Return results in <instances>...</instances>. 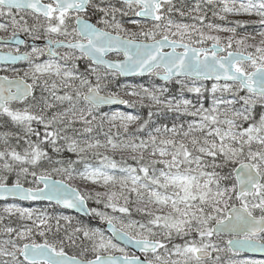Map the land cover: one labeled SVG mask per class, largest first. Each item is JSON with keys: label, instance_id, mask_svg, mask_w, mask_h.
<instances>
[{"label": "trees", "instance_id": "16d2710c", "mask_svg": "<svg viewBox=\"0 0 264 264\" xmlns=\"http://www.w3.org/2000/svg\"><path fill=\"white\" fill-rule=\"evenodd\" d=\"M173 1L175 6L170 14L171 18L176 23H192L194 18H184L178 14L183 12V8L184 12L190 10L189 6L184 5L185 0ZM129 5L131 4L115 1L103 4V7L111 11L124 12V22H129L137 19L135 14L140 9L138 5L133 4L132 10ZM218 5L223 6L204 14L205 22L212 26L205 28L206 25L202 22L204 19L198 20L200 26H193L199 27L200 30L190 27L184 32L174 30L169 24L166 29H171L173 32L167 35L183 43H192L194 37L201 36V39H208L212 43L219 44L227 52L247 54L254 59L264 56V0H250V2L222 0ZM9 12L11 14L19 12L26 16V19L19 20L21 22L16 27L13 26V29L17 30L19 27L20 30H24L28 38L35 37L38 40L59 38L62 41H68L71 37L69 33H56L47 29V23L53 19L46 20L42 16L23 11L10 10ZM129 14L131 17L128 16ZM139 24L155 27L157 22H139ZM141 26L138 30L121 29L119 32L127 36L131 34L133 38H137L142 32ZM211 27L214 29L211 30ZM207 29L213 32H207ZM70 30L71 33L75 31L74 28ZM202 32H204L203 36ZM71 52L78 56L77 52ZM80 64L85 71L79 70L78 75L83 73L80 76L88 78L89 74L90 78L87 81L101 83L95 88L102 87L105 94L126 99L129 102L128 106L117 109H95L82 101L79 106L74 105L69 109H63L61 115L71 126L67 133L80 134L88 144L87 147H90L84 151V154H79L80 151L76 152L78 156L68 152H57L59 130L44 126L40 121L31 122L32 125L25 138L14 140L20 141L19 149L13 146V140L9 144L3 136V132L9 130L17 134V129L11 126L0 129L2 167L7 163L9 165L14 163V170L17 172L21 168L17 167L18 163L30 164L15 159V156L27 155L24 150L32 151L30 155L36 156L40 165L42 162L47 165L46 163H54L61 159L75 158L80 159V165L85 164L102 169L115 167L112 171L118 173L131 170L134 172L130 173L134 175H143L142 172L146 170L151 176L154 175L155 180L162 171L184 173L189 171L187 170L189 167H195L206 172L205 181L213 187L212 191L222 193L229 188L232 192L231 205L238 202L234 172L239 164L249 161L250 148L242 133L251 127L257 128L261 123L264 117V108L260 106V103L264 102L263 97L244 91L238 84H220V88L214 92L213 87L216 84L214 82L177 79L166 84L157 79L154 74L147 78L122 79L104 68L98 70L105 75V78L97 79L88 71L92 66L91 63L89 64L83 58ZM27 81L30 82V80ZM77 82L73 79L67 80V84L73 86H76ZM37 92L38 90L34 92L33 97H38ZM226 133H230L231 137L223 141L222 137ZM98 146L99 149L93 150V147ZM251 146L256 148L254 144ZM32 156H28L29 159ZM192 160L197 162L194 161V164L189 162ZM178 164H181L180 169L176 168ZM79 167L76 169L78 172L81 170ZM43 174L55 179L62 178L63 181L77 188L88 201L92 211L100 210L143 225L160 224L162 233L154 239L164 242L165 249L168 247L169 236L164 233L175 232L181 225L187 227V220L179 219L178 214L170 215L166 209L163 210L153 204L154 200L143 196L140 187L132 182L111 184L99 181L94 185L85 186L78 184L69 174L60 177L47 168H41L30 174L36 188H40L36 176ZM14 179L7 180L6 185H13ZM34 184L26 183L23 186L33 187ZM12 203L23 205V207L46 208L42 212L48 215V224L39 228L35 223L36 219L32 221L22 218L21 221H16L14 218H9L7 213L0 212V257L8 253L9 248H20L25 244V240H33L36 244H46L55 248L56 251H63L69 255L95 258L91 243L85 238V231L82 230L87 226H97L95 222H90L51 203L10 201L0 202V207ZM229 206L226 209H229ZM199 212L205 214V211ZM193 217L191 215V218ZM95 219L98 220L96 216ZM21 230H28L29 234L23 239H16V233Z\"/></svg>", "mask_w": 264, "mask_h": 264}, {"label": "rangeland", "instance_id": "374dc122", "mask_svg": "<svg viewBox=\"0 0 264 264\" xmlns=\"http://www.w3.org/2000/svg\"><path fill=\"white\" fill-rule=\"evenodd\" d=\"M115 1L120 0H94V3L90 4V9L87 14L82 15V17L94 20L96 25L104 31L142 42H155L164 37H169L172 41H176L167 35V33L173 32L171 29H166L169 24H171L174 30L178 31L185 32L188 31V28L190 27L200 30L199 27L193 25L200 26V22L198 20H203L204 14L207 11L211 12L213 10H217L219 6H223L218 5L221 4L222 0H185L183 3L185 6H189L190 10L188 12H184L183 8V12L178 14H181L184 18L192 17L194 20L192 23H176L170 16L175 3H173L174 1H169L162 4L157 25L155 27H147L139 24L141 21L137 18L138 12L135 14L137 19L124 22V12L111 11L103 7V4L113 3ZM248 2H250V0H248ZM133 6V4L129 5L130 9L133 10ZM9 11L10 10L6 11V9L0 8V38L9 40L18 33L26 36L24 30H20L19 27L17 30L13 29V26L16 27L19 25V22H21L19 20H25L26 16L24 14H19V12H12L13 14H11ZM79 16L80 15L78 13L65 14L64 16L56 15L52 21L47 23L46 27L51 31H56V33H69L71 37H68H70V39L63 42H71L74 40L78 41L81 39L76 29V21ZM128 16L131 17L130 14ZM202 22L206 25L205 28H208L209 25L212 26L210 23L205 22V19ZM140 26L142 32L139 33V37L137 38H133L130 33V35L127 36L119 32L121 29L130 31L138 30ZM70 28H74L75 31H72L71 33ZM213 29L214 28L211 27V30ZM206 31L208 32L210 30L207 29ZM203 34L204 32L201 33L202 36ZM201 38V36L194 37L192 43L185 44H189L200 49H206L213 44H217L210 42L208 39ZM29 39L38 40L35 37H31ZM47 40H51L54 43L62 41L59 38L39 39V41ZM0 50L16 51L13 48L6 49L3 46H0ZM60 52L61 58H54L48 56L47 50L43 47L41 48L38 46L36 48H29L31 60L27 65L16 69L0 68V74L8 76L9 78L23 77L26 80H30L34 92L38 90L37 98L33 97L23 103L10 105L8 112L4 115H0V129L7 126L17 129V134H13V131L11 130L3 132V136H5L9 144L13 140V146H15V148H20V141L14 140H22L25 138L32 125L31 122L35 120L42 122L44 126L55 127V129L59 130V139L56 147L57 152H68L71 155L78 156L79 154H84V151L90 148L87 147L88 144H86L80 134L75 135L73 133H67L71 126L68 125L69 123L67 121H65L66 119L63 118L61 112L63 109H69L71 106H79L80 102L85 101L84 96L90 90L94 89L96 85H100L101 83L93 80L91 82L87 81V79L90 78L89 74L88 78L80 76L83 73H79L78 75L79 70H81V72L85 71L83 66L80 64L82 63L83 58L85 59L84 56L78 53V56H75V54H72L70 50ZM120 58L121 56L114 57V59ZM238 68L246 74H250L256 69L264 68V56L257 57L252 62L241 64ZM98 69V67L92 65L88 71L95 75L97 79L105 78V75ZM158 72L162 71L158 70L156 73ZM69 79L78 81L76 86L67 84V80ZM97 88L101 93L105 94L102 87L97 86ZM219 88L220 84L216 83L213 87V91L215 92ZM132 96L135 97L134 95ZM260 106L264 108V102H261ZM242 136L246 138V142H248V146H250L248 151V162L252 163L264 177V117L257 128L251 127L245 130L242 133ZM230 137L231 134L226 133L222 137V140L227 141ZM251 144H254L256 148H253ZM99 148V146L96 148L93 147V150H97ZM24 151L27 155L24 157L15 156V159L16 161H23L30 164L24 165L18 163L17 167L21 168L17 172L14 170V163L12 165L7 163L4 167H2L0 162V185H6L7 180L10 178H15L13 180V184L15 185H24L26 183L34 184L30 174H33L34 170H39L41 168H47L51 172L57 173L60 177L65 174H69L72 179L77 181L78 184H84L85 186L94 185L99 181L111 184L132 182L140 187L143 196L154 200V202H152L153 204L158 205L163 210L166 209V212L170 215L178 214L179 219L187 220V224L186 222L184 223L187 227L181 225L177 230H175V232L167 231L164 233L169 236L168 247L166 249L155 254L146 255L147 260L152 264H264V259L231 251L229 243L235 237L212 235V227L217 222L225 220L229 210L237 205H242L250 211L251 214L254 216L257 215L256 217H264V182L253 197H244L240 200L237 198L238 202L231 205L230 196L232 195V192L229 191V188L222 193L212 191L213 187L209 186L205 181L207 176L206 172L202 170L200 171L195 167H189L187 169L189 171L184 173L179 171L176 173L162 171L159 172L160 175H158L155 180L154 175L151 176L148 172H146V170L142 172L143 175H134L132 174L134 171L131 170L118 173L112 171L115 167H112V169H102L94 168L93 166L85 164L80 165V159L75 158L70 160H68V158L63 160L61 159L60 161L54 163H46L47 165H44L45 163L42 162L40 165L37 162V157L30 155L32 151ZM78 151H80V153L76 154ZM28 156H32L31 159H29ZM102 160H99V162H102ZM194 161L196 160L189 162L194 164ZM77 167L81 169L80 172L76 170ZM176 168L180 169L181 164H178ZM41 176L48 175L43 174ZM58 180H62V178ZM71 186L73 187V185ZM30 188H36V185L34 184L33 187ZM235 192L237 197V185ZM228 205H230V208L226 209ZM43 209L46 208L23 207V205L12 203L1 206L0 212L7 213L9 218H14L16 221H21L22 218L24 220L32 221L36 219L35 223L37 226L39 228H43L48 224V215L42 212ZM207 210L209 212H207ZM199 211H205V214L203 215ZM93 213L100 222H113L117 227L135 239L156 241L154 238L158 236V234L162 233V231H160V224L158 223H154L152 226L143 225L96 209H93ZM12 214L18 215L13 216ZM188 214L189 217H187ZM191 215L194 217L191 218ZM193 222L195 224H193ZM82 230L85 231V238L91 243V248L93 249L95 258L100 255L132 256V254L129 253L123 246L116 243L103 228L99 226H87ZM28 234V230H21L19 233H16V239H23ZM246 238L264 242L263 236H248ZM27 244L36 246L41 245L34 243L33 240H25V244L20 248H9V252L0 257V264H23L24 261L20 258V254L23 251V247ZM199 251H210L212 253V258L208 261L199 259L197 257V253ZM58 252L64 253L63 251ZM77 257L85 260L94 259H88L82 255ZM19 259L22 261H19Z\"/></svg>", "mask_w": 264, "mask_h": 264}, {"label": "water", "instance_id": "95a60500", "mask_svg": "<svg viewBox=\"0 0 264 264\" xmlns=\"http://www.w3.org/2000/svg\"><path fill=\"white\" fill-rule=\"evenodd\" d=\"M126 4L140 7L137 18L142 22H156L162 4L173 0H120ZM91 0H0V7L21 10L52 19L55 13L62 15L78 13L76 28L80 41L57 42L51 40H27L23 34H16L9 40L0 38V45L24 47L48 46V56L58 58L59 49L76 51L87 62L114 72L122 79L147 78L156 73L163 83L177 79L209 81L218 84H238L244 91L264 97V68L246 74L238 66L254 60L250 55L226 51L222 46L213 44L200 49L189 44L172 41L164 37L155 42L135 41L104 31L90 19L82 17L90 9ZM113 56H121L113 59ZM30 59L26 53L14 54L0 51V66H19ZM34 95L33 86L23 77L9 78L0 74V114L8 112L9 105L23 103ZM84 100L95 109L124 108L129 102L117 96L101 93L97 88L90 90ZM237 198L252 197L263 184L264 178L250 162H243L235 169ZM41 187L29 188L23 185H0V202L19 201L24 203H51L90 222L102 225L112 239L123 246L133 256L100 255L91 260L56 251L43 244H27L21 253L22 259L30 264H152L146 255L155 254L165 249L160 241L139 240L130 236L113 222L102 223L95 219L88 201L82 193L68 183L49 176H38ZM264 233V217H256L242 205L229 210L227 218L212 227L213 236L235 237L229 248L236 253L264 259V242L246 237H258ZM197 257L208 260L210 251H199Z\"/></svg>", "mask_w": 264, "mask_h": 264}, {"label": "flooded vegetation", "instance_id": "af4514ba", "mask_svg": "<svg viewBox=\"0 0 264 264\" xmlns=\"http://www.w3.org/2000/svg\"><path fill=\"white\" fill-rule=\"evenodd\" d=\"M92 1L93 0H91V2H90V4L92 3ZM3 9V8H2ZM11 11H18V10H11ZM69 14H74V13H69ZM56 15H62V14H59V13H55L54 14V16H56ZM80 15V14H79ZM64 16V15H63ZM81 16V15H80ZM79 16V17H80ZM43 17V16H42ZM86 18V17H85ZM88 19V18H87ZM47 20V19H46ZM90 20H92V19H90ZM93 22H94V20H92ZM95 23V22H94ZM96 24V23H95ZM98 27V26H97ZM77 29V28H76ZM79 34V33H78ZM3 39V38H2ZM4 40H8V39H4ZM27 40L29 41V40H31V39H29L28 37H27ZM81 40V39H80ZM80 40H78V41H80ZM28 41H27V43L25 44V46L24 47H17V46H13V45H0V46H3V47H5L6 49H10V48H13V49H15L16 51H11V50H0V51H3V52H11V53H14V54H22V53H26V54H28V55H30L29 54V48H36V47H38V46H35V47H32L29 43H28ZM74 41H76V40H74ZM74 41H71V42H74ZM59 42H63V41H59ZM41 48L43 47V48H45L46 50H48V46H46V45H39ZM64 50H67V49H59V50H57V53L59 54V57L61 58V52L60 51H64ZM117 57V56H116ZM22 66H24V64H20L19 66H9V67H3V66H0V68H9V69H16V68H19V67H22ZM1 75H3V74H1ZM5 76V75H4ZM1 115V114H0ZM97 226H101V225H97ZM102 227V226H101ZM260 236H263L264 237V233L262 234V235H260ZM236 253V252H235ZM20 258L22 259V257H21V254H20ZM212 258V257H211ZM210 258V259H211ZM210 259H208V260H210ZM24 262H23V264H30V263H28V262H26L24 259H22ZM21 260V261H22ZM208 260H204V261H208ZM36 264H40V263H36Z\"/></svg>", "mask_w": 264, "mask_h": 264}, {"label": "bare ground", "instance_id": "6f19581e", "mask_svg": "<svg viewBox=\"0 0 264 264\" xmlns=\"http://www.w3.org/2000/svg\"><path fill=\"white\" fill-rule=\"evenodd\" d=\"M146 42V41H145ZM148 42V41H147Z\"/></svg>", "mask_w": 264, "mask_h": 264}]
</instances>
